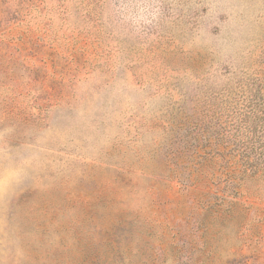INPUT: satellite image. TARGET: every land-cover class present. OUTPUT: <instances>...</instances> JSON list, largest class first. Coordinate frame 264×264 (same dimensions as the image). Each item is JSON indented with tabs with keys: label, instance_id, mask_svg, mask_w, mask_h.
<instances>
[{
	"label": "rangeland",
	"instance_id": "374dc122",
	"mask_svg": "<svg viewBox=\"0 0 264 264\" xmlns=\"http://www.w3.org/2000/svg\"><path fill=\"white\" fill-rule=\"evenodd\" d=\"M0 264H264V0H0Z\"/></svg>",
	"mask_w": 264,
	"mask_h": 264
}]
</instances>
